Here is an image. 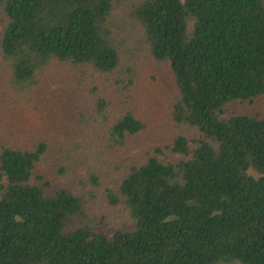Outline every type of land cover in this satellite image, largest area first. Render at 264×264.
I'll list each match as a JSON object with an SVG mask.
<instances>
[{
    "label": "trees",
    "instance_id": "obj_1",
    "mask_svg": "<svg viewBox=\"0 0 264 264\" xmlns=\"http://www.w3.org/2000/svg\"><path fill=\"white\" fill-rule=\"evenodd\" d=\"M0 93V264H264V0H0Z\"/></svg>",
    "mask_w": 264,
    "mask_h": 264
},
{
    "label": "rangeland",
    "instance_id": "obj_2",
    "mask_svg": "<svg viewBox=\"0 0 264 264\" xmlns=\"http://www.w3.org/2000/svg\"><path fill=\"white\" fill-rule=\"evenodd\" d=\"M120 13V12H118ZM145 71H150V72H160V82L158 83V86L156 89H154L153 91V95H158V92L160 91V93L163 92L164 88L167 86L166 84V75L164 74V70L163 68L160 69H156V68H148L145 69ZM149 73V72H148ZM101 79H103L104 77H99ZM64 79V80H62ZM70 79L67 78H61L60 80L55 81L50 88V92H52L54 94L55 92V97H63L66 96L67 100L71 101L69 99V93L73 90V85L70 82ZM103 80H99V82L101 83ZM88 82H85L84 87L82 86H76V88L79 89L80 93H84V91L86 93H88ZM161 86V87H160ZM169 86V85H168ZM75 90V89H74ZM1 94V93H0ZM0 98H3V96H1ZM121 93H119L118 91L116 92H111V99L113 101L119 102L121 101ZM67 114V113H65ZM160 118V117H159ZM162 118V116H161ZM58 120H60V125L62 128H70V126L66 123V119L62 118H58ZM163 123V122H160ZM55 125H57L60 128L59 123H54ZM54 126V125H53ZM159 126L161 127L160 131H159V135L158 137H160V135H162V133H164L166 127L165 124H159ZM53 128V127H52ZM51 128V129H52ZM54 130H56L55 128H53ZM162 141H157V144H161ZM88 150V149H87ZM98 168L100 169V167H98L94 161L93 155L91 153L90 150L86 151L84 150L81 154H79L78 156H75L73 160L70 161L69 165H68V172L66 174L65 177L62 178V182H66L69 184H72V186H78L80 184L88 186V184L90 183V178L92 176V174H94V170ZM82 191L83 193H85V187H82ZM103 198H99L97 204H94L93 209L98 211V214H106L108 219H109V226L106 229H103V231L105 232L106 235L112 237L113 234L117 231H128L131 230L134 226V222L125 214L122 213H118L116 211L111 210L109 207H107L106 204H104L103 202ZM83 225V220L82 218H80L79 216L73 215L70 217H67L65 220V227H64V232L65 233H69L79 227H81Z\"/></svg>",
    "mask_w": 264,
    "mask_h": 264
}]
</instances>
